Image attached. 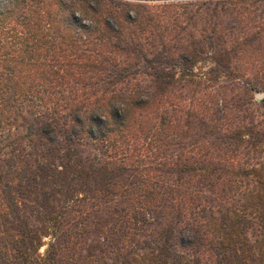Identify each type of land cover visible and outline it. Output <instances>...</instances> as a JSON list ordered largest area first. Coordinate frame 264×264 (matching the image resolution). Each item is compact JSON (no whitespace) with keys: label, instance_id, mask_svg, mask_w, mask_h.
<instances>
[{"label":"trees","instance_id":"trees-1","mask_svg":"<svg viewBox=\"0 0 264 264\" xmlns=\"http://www.w3.org/2000/svg\"><path fill=\"white\" fill-rule=\"evenodd\" d=\"M0 264H264V0H0Z\"/></svg>","mask_w":264,"mask_h":264},{"label":"clouds","instance_id":"clouds-1","mask_svg":"<svg viewBox=\"0 0 264 264\" xmlns=\"http://www.w3.org/2000/svg\"><path fill=\"white\" fill-rule=\"evenodd\" d=\"M127 5L133 7H164L168 5H185L191 2V0H123Z\"/></svg>","mask_w":264,"mask_h":264},{"label":"water","instance_id":"water-1","mask_svg":"<svg viewBox=\"0 0 264 264\" xmlns=\"http://www.w3.org/2000/svg\"><path fill=\"white\" fill-rule=\"evenodd\" d=\"M261 97H262V93H257V94H256V98L259 99V98H261Z\"/></svg>","mask_w":264,"mask_h":264},{"label":"rangeland","instance_id":"rangeland-1","mask_svg":"<svg viewBox=\"0 0 264 264\" xmlns=\"http://www.w3.org/2000/svg\"><path fill=\"white\" fill-rule=\"evenodd\" d=\"M257 94V93H256ZM256 96V95H255Z\"/></svg>","mask_w":264,"mask_h":264}]
</instances>
